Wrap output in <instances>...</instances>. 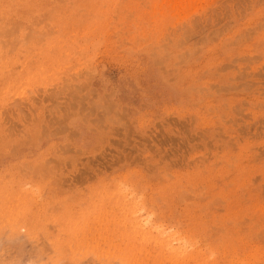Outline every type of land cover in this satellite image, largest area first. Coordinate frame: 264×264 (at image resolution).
<instances>
[{
  "label": "rangeland",
  "instance_id": "rangeland-1",
  "mask_svg": "<svg viewBox=\"0 0 264 264\" xmlns=\"http://www.w3.org/2000/svg\"><path fill=\"white\" fill-rule=\"evenodd\" d=\"M0 20V82L24 77L1 121L21 134L42 110L60 130L0 150L1 264H151L138 252L174 234L186 264H264V0H0ZM62 179L50 204L21 198ZM23 210L32 234L11 223Z\"/></svg>",
  "mask_w": 264,
  "mask_h": 264
},
{
  "label": "bare ground",
  "instance_id": "bare-ground-1",
  "mask_svg": "<svg viewBox=\"0 0 264 264\" xmlns=\"http://www.w3.org/2000/svg\"><path fill=\"white\" fill-rule=\"evenodd\" d=\"M16 1V3L17 4H19L20 3V0H15ZM4 19V18H3ZM2 20V19H1ZM0 20V21H1ZM1 29H0V33H1ZM1 35V34H0ZM247 39V38H246ZM1 45H3V40H2V38H1V36H0V46ZM64 47V46H63ZM0 52H1V49H0ZM41 64V63H40ZM40 64H38V65H40ZM10 67H11V65H10ZM4 69V68H3ZM28 70H31V67L30 66H27L26 68H25V70L24 71H28ZM23 71V72H24ZM23 72H19V73H23ZM16 78V80L14 81V79ZM4 79H5V83H3V81H4ZM3 79V81L2 82H0V90H1V87L3 86V88L4 87H6V88H8V89H11L14 85H17V84H21V81L24 79V77H23V74H21V75H7V77H5ZM74 79V78H73ZM69 85V84H68ZM73 86H70V87H68L67 86V90H69L70 92L71 91H74V89L75 88H77L76 86H75V88L73 89L72 88ZM60 88V87H59ZM80 88V86L78 87V89ZM61 89H63V88H61ZM66 88H64L63 90H65ZM67 90H65V91H60L59 93H57V94H53V92L51 93L52 94V100H56V98H58V96H60V95H67L68 94V92H67ZM80 90V89H79ZM202 92V91H201ZM72 93H74L75 94V92H72ZM80 93V92H79ZM226 93V92H225ZM71 93H69L68 95H70ZM74 94H71L70 96H73ZM202 95H204V94H202ZM50 96V95H49ZM9 97V96H8ZM48 97V96H47ZM82 97V96H81ZM49 98V99H50ZM63 98V97H62ZM77 99V98H76ZM31 100V99H30ZM36 100V99H35ZM58 100V99H57ZM74 100V99H73ZM36 102V101H35ZM35 102H34V100L32 101V103H31V105L32 106H34V104H35ZM51 102V101H50ZM53 102V101H52ZM66 102V101H65ZM71 102V101H70ZM75 102H77L76 100H75ZM38 103V102H37ZM67 103V102H66ZM80 103V102H79ZM53 104V103H52ZM55 104V103H54ZM70 104V103H69ZM75 104V103H74ZM111 104V103H110ZM61 105V104H60ZM14 107H12L11 108V111L13 112H17L16 114H17V116L16 117H14L15 119H16V121H18L19 123H21V122H24L25 123V120L27 119V118H25V113H24V108H22L21 107V105L20 104H14L13 105ZM80 106H81V104H80ZM32 108V107H31ZM65 108H66V106H65ZM57 109V108H56ZM60 109V108H59ZM110 108H107V109H105V110H109ZM28 111L29 110H31L30 112H31V115H33L32 113L35 111L34 109H30V108H28L27 109ZM55 110V109H54ZM74 110V109H73ZM78 110H80L79 108L77 109V111ZM39 112L37 113V111H36V114L40 117V118H42L41 120H40V122L42 123V125H39V126H37V127H34V128H31L30 126H29V124H32V123H30V120L27 122V124L26 125H24V130H22V132H21V134H18L17 133V131H16V129H17V126H16V124L15 125H7L6 123H7V121L6 120H4V121H1L2 119H3V116L5 115V113L4 114H2L1 112H0V150L1 151H3V152H5V153H11L12 151H13V148H14V146H17V147H27V145H28V140L26 139V138H28V137H25V136H34L35 138H37V137H41V136H51L50 134H52L54 131L52 130V128L54 127V121L53 120H43V118H44V116H45V114H44V112L42 111V110H38ZM58 111V110H57ZM56 111V112H57ZM67 111H69V110H67ZM66 111V112H67ZM74 111H76V109L74 110ZM107 111H105V112H107ZM110 111V110H109ZM55 111H54V116H57V117H59L60 115L61 116H63V112H61V111H59V112H57L56 113ZM66 112H65V114H66ZM11 114V113H10ZM44 115V116H43ZM66 116V115H65ZM5 119H8V118H5ZM6 121V122H5ZM13 122V121H12ZM11 122V123H12ZM14 124V123H13ZM61 127V126H60ZM83 128H86V127H83ZM129 128V127H128ZM59 129V128H58ZM61 129V128H60ZM56 131H60V130H55V132ZM131 131V130H130ZM54 132V133H55ZM126 133V132H125ZM182 134V133H181ZM16 137V138H15ZM147 140V139H146ZM190 140V139H189ZM204 140V139H203ZM150 141V140H149ZM166 141V140H165ZM145 142V141H144ZM162 142V141H161ZM151 143V142H150ZM192 143V142H191ZM19 145V146H18ZM58 144H53V146H57ZM144 145V144H143ZM208 145V144H207ZM196 146V145H195ZM177 148H179V147H177ZM219 148V147H218ZM164 151V150H163ZM172 151V150H171ZM182 151V150H181ZM210 152V151H209ZM181 153V152H180ZM121 156V155H120ZM164 156V155H163ZM119 157V156H118ZM158 157V156H157ZM0 158H2L1 156H0ZM124 158V157H123ZM114 160V159H113ZM57 162H58V160H57ZM206 162V161H205ZM53 163H55V162H53ZM110 163L111 162H109V165H110ZM114 163V162H113ZM84 168H85V170L84 171H81L80 169V172H82L83 174V176L82 177H85L86 178V176H88V174L91 172V171H94L95 169L92 167V166H90L89 164H87V165H82ZM19 168V167H18ZM34 168V166H32V169ZM48 168H50V165H49V163H46V164H43V165H40L39 167H38V172H41L40 171V169L42 170H44V169H48ZM75 169H77V167L75 168ZM78 170V169H77ZM43 173V172H42ZM18 174V173H17ZM49 174L50 175H53L52 173H51V171H49ZM41 175V174H40ZM166 175H168V174H166ZM3 175H1L0 177L3 179V177H2ZM80 176V175H79ZM30 177L31 178H29L30 180L32 179V177H33V175H30ZM168 177V176H167ZM73 178V177H72ZM79 179V178H78ZM4 180V182H6L7 184H8V186L9 185H11V184H9L10 182H8L6 179H3ZM80 180V179H79ZM69 181H71V182H69ZM74 181H75V179H74ZM0 182H2V181H0ZM40 182V181H39ZM20 185H27V183L25 182H18ZM55 184V185H54ZM53 185H48V192H47V194H45L44 195V191H43V189H41V187L43 186V184H42V186L40 187L39 186V184L37 183L36 185H34L33 183H31V190H29L28 192H27V195H24L23 197H21V198H28V201L29 202H26L27 203V206L28 205H30L31 203H41V205L40 206H43V205H47L48 203L50 204V202H47V201H54V197H56V193L57 192H55V191H57L56 190V186L57 185H74V182L72 181V180H67V179H62V180H59V181H55V183H54ZM76 184V183H75ZM11 188H12V185H11ZM43 188V187H42ZM13 189V188H12ZM76 193H78V190L76 191ZM75 193V194H76ZM136 195V194H135ZM130 196V195H129ZM134 197H137V196H134ZM133 197V199H135ZM139 198V197H138ZM142 199H144L143 197H141ZM140 199V198H139ZM0 201H2V202H4L3 204H2V206H1V209L2 210H6L7 208H8V206H9V199H5V198H3L1 195H0ZM132 201V200H131ZM135 201H133V204H131V207H134V208H136V210L139 212L141 209H142V207H143V204H141V201H139V200H136V202L134 203ZM47 203V204H46ZM104 203V202H103ZM115 203V202H114ZM83 205V204H82ZM26 206V207H27ZM117 206V205H116ZM81 207V206H80ZM130 207V208H131ZM117 208H119L118 206H117ZM53 209H54V206H53ZM118 210V209H117ZM135 210V209H134ZM134 210H132V211H134ZM29 211V210H28ZM28 211H22L19 215L21 216V217H18L17 219H14V220H12L11 221V223H13V225H15L16 227H18L17 229H14V230H20L21 228H24V227H19L20 225H25V226H28V229H26L27 231H28V233H30V234H32V233H34L35 232V230H34V228H33V226H32V222H30V218L28 217L29 216V213H28ZM141 212V211H140ZM80 214V213H79ZM134 214V213H133ZM132 214V215H133ZM147 214V213H146ZM145 215V214H144ZM30 216H32V215H30ZM128 216V215H127ZM76 217H77V215H76ZM95 217V216H94ZM74 218V217H73ZM108 219V218H107ZM70 220H72V219H70ZM81 220V219H80ZM109 220V219H108ZM29 221V222H28ZM103 221H104V219H103ZM115 222H116V220H114ZM125 221V220H124ZM85 223V222H84ZM94 223V222H93ZM134 222H132V224H133ZM142 223H144L143 221H142ZM112 225V224H111ZM155 225V224H154ZM100 226V225H99ZM138 226V225H137ZM151 228H153V227H151ZM157 228V227H156ZM147 229V228H146ZM77 231V230H76ZM115 231V230H114ZM124 231V230H123ZM157 231V230H156ZM39 232V231H38ZM121 232V231H120ZM119 232V233H120ZM158 232V231H157ZM101 233V232H100ZM106 233V232H105ZM123 233V232H122ZM121 233V234H122ZM97 234V233H96ZM95 234V235H96ZM99 234V233H98ZM102 234V233H101ZM107 234V233H106ZM103 235L104 234H102V237H103ZM109 235V234H108ZM144 235V234H143ZM173 235V234H172ZM36 236V235H35ZM45 236H46V234H45ZM86 236V235H85ZM90 236V235H89ZM93 236V235H92ZM107 236V235H106ZM174 236V237H173ZM173 236H169L170 238H172L173 240H175L176 239V241H178L179 243H178V246L177 247H174V246H172L171 245V240H170V238L168 239V245H166V246H163V241H161L160 240V242H162L161 244L159 243V245L157 246V247H153V248H151L150 247V249H152V251H146V252H144V251H141V252H138L139 254H145V255H152V261H151V264H158V259L159 258H163V257H165L166 259H168V261L172 264V262H173V259L174 260H176L178 263L177 264H179V263H181V264H186V260H187V258L189 257V255H190V253H189V247H190V245H191V238H185V237H187V236H176L175 234L173 235ZM39 237V236H38ZM95 237V236H94ZM121 237V240L122 241H127L125 238H128V236L127 235H124V236H120ZM191 237V236H190ZM100 238V237H99ZM106 238V237H105ZM143 238H145L144 236H143ZM161 238V237H160ZM159 238V239H160ZM97 239V238H96ZM114 239V238H113ZM162 239H163V237H162ZM193 239V238H192ZM195 239H199V238H195ZM75 240V239H74ZM35 241V240H34ZM73 241V240H72ZM89 241H90V239H89ZM112 242V241H111ZM151 242V241H150ZM203 242V241H202ZM104 243V242H103ZM113 243V242H112ZM156 243V242H155ZM101 244V243H100ZM173 244V243H172ZM123 245V247L125 248V249H128V248H133L134 249V247L133 246H129V244H127V243H124V244H122ZM193 245V244H192ZM203 245V244H202ZM55 246V245H54ZM101 247H103V246H101ZM108 248H110L111 250H112V248L113 249H116L117 251L118 250H122V247H121V245H119V246H110V245H108L107 246ZM106 247V248H107ZM112 247V248H111ZM192 247V246H191ZM56 248V247H55ZM154 248H158L159 249V251H155L154 250ZM197 248H198V245H197ZM110 249H109V251H110ZM149 249V248H148ZM165 249V250H164ZM120 250V251H121ZM87 251V250H86ZM192 251V250H191ZM42 252V251H41ZM197 253H201L200 251H196ZM108 253V252H107ZM119 253H121L122 255L124 254V252H119ZM118 253V254H119ZM114 254V253H113ZM125 254H127V253H125ZM208 254V253H207ZM107 255V254H106ZM131 255H133L132 253H131ZM200 255H202V254H200ZM191 256V255H190ZM203 256V255H202ZM95 257V256H94ZM99 257V256H98ZM120 257V256H119ZM119 257H117V258H119ZM122 257V256H121ZM194 257V256H193ZM206 257V256H205ZM125 258H126V256H125ZM125 258H122V260L120 261V264H130V262L128 261V260H126ZM208 258V257H207ZM130 259V258H129ZM131 260V259H130ZM58 261V260H57ZM164 261V260H163ZM188 261V260H187ZM63 262H65V261H63ZM68 262V261H67ZM67 262L65 263V264H67ZM87 262V261H86ZM97 262V261H96ZM135 262V261H134ZM148 262L147 261H141L140 263H138V264H147ZM1 264V263H0ZM69 264V263H68ZM92 264V263H91ZM137 264V263H136Z\"/></svg>",
  "mask_w": 264,
  "mask_h": 264
}]
</instances>
